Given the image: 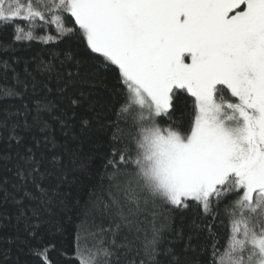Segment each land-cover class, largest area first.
I'll return each instance as SVG.
<instances>
[{
    "label": "snow or ice",
    "instance_id": "6c2138e0",
    "mask_svg": "<svg viewBox=\"0 0 264 264\" xmlns=\"http://www.w3.org/2000/svg\"><path fill=\"white\" fill-rule=\"evenodd\" d=\"M0 24V264H264V0H0Z\"/></svg>",
    "mask_w": 264,
    "mask_h": 264
},
{
    "label": "trees",
    "instance_id": "16d2710c",
    "mask_svg": "<svg viewBox=\"0 0 264 264\" xmlns=\"http://www.w3.org/2000/svg\"><path fill=\"white\" fill-rule=\"evenodd\" d=\"M13 26L11 25H3L0 24V42H4L7 44L12 40L13 36ZM16 50L17 52L20 53H27L29 55H33L36 53H43L44 55H47L49 52L56 50L55 45H45L41 44L39 41H32V42H20L16 45ZM105 74L108 75L109 77V83L107 87H99L96 89V91L93 93V95H99L103 97H108L110 96V90L112 88V83H111V75L108 73L107 70H105ZM87 88V86H85ZM106 149V143L100 142V146L96 149V151L100 152L101 154L103 151ZM99 165L97 164V167ZM95 170V169H94ZM75 221V218H73ZM67 227V233L64 236L57 235V240H62L64 246L71 251V248L73 246L74 242V228H75V223L71 225H66Z\"/></svg>",
    "mask_w": 264,
    "mask_h": 264
}]
</instances>
